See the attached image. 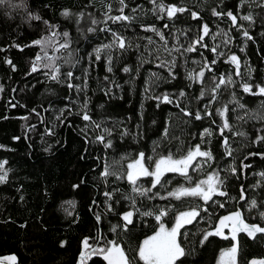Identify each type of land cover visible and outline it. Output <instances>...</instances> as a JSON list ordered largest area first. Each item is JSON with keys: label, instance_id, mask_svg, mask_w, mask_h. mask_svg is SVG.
<instances>
[{"label": "trees", "instance_id": "obj_1", "mask_svg": "<svg viewBox=\"0 0 264 264\" xmlns=\"http://www.w3.org/2000/svg\"><path fill=\"white\" fill-rule=\"evenodd\" d=\"M160 4L186 11L169 19ZM261 4L264 0L0 4V162H7L0 171L7 172L0 183V258L14 255L17 264H78L82 240L99 235L102 242L118 241L141 264L138 247L156 231L155 215L165 210L161 222L171 223L180 211L196 209L199 215L178 236L186 253L178 264H218L231 241L220 236H210L203 244L201 240L219 215L238 207L248 222L263 225L259 212L264 211V96L243 90L245 83L254 92L256 85L264 86ZM213 9L221 15L214 16ZM65 10L70 15H62ZM229 11L237 16L235 25L226 15ZM120 15L129 19L108 18ZM248 15L250 20L242 18ZM36 16L40 19H30ZM64 32L69 46L60 48ZM113 33L124 39V49L113 44ZM200 37L203 40L196 43ZM37 39L48 44L50 63L59 68L56 80L47 68L31 71L36 56L43 55L42 46L33 44ZM109 44L111 48L103 47ZM193 44L195 50L186 51ZM96 49H101L100 59ZM85 112L90 121L83 120ZM205 129L211 135L204 134ZM100 136L104 142L97 139ZM109 141L111 146L105 147ZM197 145L212 159L197 156L188 168L190 180L167 173L153 188V177L144 176L136 185L151 191L133 192L128 165L140 153L151 170L161 157L180 159ZM105 170L110 174L102 175ZM209 175L218 177L213 182L226 195H214L207 204L200 197L169 195L181 187H195ZM251 201H256V208H251ZM128 211L134 212L133 223L125 230L121 217ZM113 225L119 226L116 232ZM238 241V264L264 255L261 236H241ZM87 264L105 263L93 257Z\"/></svg>", "mask_w": 264, "mask_h": 264}, {"label": "snow or ice", "instance_id": "obj_2", "mask_svg": "<svg viewBox=\"0 0 264 264\" xmlns=\"http://www.w3.org/2000/svg\"><path fill=\"white\" fill-rule=\"evenodd\" d=\"M156 0H153V3L155 4ZM242 2H249V0H242ZM5 3V0H0V4ZM120 3L123 5L124 0H120ZM260 7H264V4L259 5ZM159 9L161 12L166 11L167 16L169 19H171L173 16H175L176 13H183L186 11L183 7H176V6H167L165 7L163 4L159 5ZM121 12H123V9H120ZM193 19H197V13L192 12ZM62 15L68 16L70 13L65 10ZM213 15L218 16L221 15L220 13L216 12L215 9H213ZM226 15L233 21V24L235 25L237 16L234 15L231 11L227 12ZM113 22L116 21H122V20H128L129 17L120 15V16H111L108 17ZM244 20H250L251 16H243ZM30 19H40V17H30ZM47 23V22H45ZM93 24L97 23V21L93 20ZM94 29L89 28L88 31H93ZM147 30V29H146ZM203 32L204 35L209 34V29L207 25L203 26ZM159 34V33H157ZM64 40L63 42L59 43L60 48H67L69 46L68 43V33L64 32L63 34ZM114 41L113 44H117L119 48L124 49L125 48V42L122 37L117 35L116 33H113ZM245 36H247V33H245ZM161 39L163 37L161 36ZM248 39H251L250 36H248ZM201 40H203V37H200L199 40L196 43H199ZM34 45H41L42 46V52L43 55H37L35 60L32 63V72H37L40 70V68H47L49 69V74L51 79L56 80L59 68L53 66L50 61L53 59L52 57L48 56L47 54V47L48 44L41 39H37L33 41ZM28 46V45H26ZM104 48H111L112 45H104ZM195 50V44L190 45L186 51H194ZM100 51L101 49H96V58L100 59ZM215 51V48L213 49ZM231 61L236 64L237 69L239 68V62L235 55H232L230 57ZM8 64H11V61H6ZM214 62V61H213ZM13 70H15V66H13ZM111 71V67L108 69ZM125 72H128L129 69L125 68ZM239 71H237V75H239ZM69 77L72 76V73H67ZM199 75L202 77L204 75L203 72H200ZM228 82H231V77L228 78ZM220 83H224V79H220ZM69 87H72V85H69ZM217 87H219V84H217ZM258 91H253V86L245 83L243 85V90L246 93H249L251 95H260L264 96V86L256 85L255 86ZM181 96L184 95L183 92L180 93ZM165 102H170L168 97L165 96L164 98ZM86 107V105H85ZM243 107V105H241ZM185 115H191L189 112H185ZM223 115V113H221ZM83 120L90 121L91 117L85 112L82 116ZM195 118L197 120L201 119V114L197 112L195 114ZM96 127H100V125H96ZM224 128H228V124H224ZM51 134V133H49ZM110 134V133H109ZM204 134L211 135V133L208 131V129L204 130ZM101 142L103 141V137H97ZM261 139H264L262 137ZM225 145L227 144V141H224ZM111 142L105 144V147H110ZM230 154V153H229ZM255 155V154H254ZM199 157H206L207 159H212L211 153L207 151H201L200 146H195V150L190 149L187 153V155L183 156L180 159H173L172 156L168 157H161L160 159L155 161V170L151 171L148 167H146L142 160L145 159L144 153H140V159H137L134 163L128 165V173H127V179L128 181L134 185L133 192H137L140 195H146L147 192H150L151 189H145L141 190L139 186L136 185L137 179L141 176H151L154 177L152 187L155 188L157 184L161 183V178L166 172H173V173H179L182 176H185L187 179H191L190 176H188L187 169L189 167L193 166V161L195 158ZM264 156V154H262ZM151 159V158H148ZM7 163L6 161L0 162V170L4 168V164ZM245 167H248V165H245ZM110 173L105 170L102 175H109ZM7 177V172L5 171L3 175H0V183H4ZM214 180H218L217 176L209 175L206 180H201L198 182L195 187H181L174 192H170V196H175L177 199H179L181 196H191V197H200L206 204L212 200V197L214 195H220L224 196L226 195L225 192L219 191L218 183H214ZM219 183H222V181H219ZM105 195L111 199L110 194L105 193ZM164 197H161L163 199ZM241 199L244 198L243 190L241 191ZM128 199H131L128 197ZM251 208H256L257 203L256 201H251ZM133 207L135 205L133 204ZM220 207H223V204L220 205ZM109 211H113L111 205L108 206ZM137 212H139V209H136ZM204 211H207V209H204ZM134 215L133 211H128L122 215V220L125 222L124 228L127 230V225L132 224L133 220L132 217ZM141 215L143 216H151L153 215L152 212H142ZM167 215V212L165 210L159 211V214L155 215V219L157 223L159 224V229L155 231V234L152 236H149L148 238L144 239L143 242L138 247L137 257L138 260L142 262V264H178V261H180L181 257L185 256V250L182 247L181 243L178 242L177 237L182 235L180 232V229L183 228L186 224L192 223L197 216L199 215V212L196 209H193L191 211L186 212H180L174 220V223L170 228H166L164 223L161 222V218ZM259 216L262 221H264V211L259 212ZM96 220L99 223L101 220L100 215L96 216ZM229 222H231V226L229 225ZM118 225L112 226V231L116 232ZM231 231V238L233 241H236V234L238 232L244 231L248 234L249 237L254 238L257 233L264 234V226H261L260 224H251L245 222V219L242 217L241 211L236 210L232 213H230L227 216H223L219 218L218 224L215 226L214 230L206 231L203 239L201 240V244H203L205 241L208 240L210 236H222L223 238L227 239L228 237L223 236V230L225 228H229ZM81 251L78 254V264H87L89 260H91L94 256L101 257L106 264H137L136 258L129 257L126 254V251L120 246L118 241H112V240H106L104 242L101 241L100 236L96 237H85L81 242ZM61 246L63 247L64 244L62 242ZM229 252L232 254L233 259L235 258V254L237 253V245L234 244L231 249H229ZM223 255V253H222ZM8 259L14 260L15 257H9ZM182 264V262H181ZM252 264H256L255 261L252 262ZM260 264H264V261L260 262Z\"/></svg>", "mask_w": 264, "mask_h": 264}, {"label": "flooded vegetation", "instance_id": "obj_3", "mask_svg": "<svg viewBox=\"0 0 264 264\" xmlns=\"http://www.w3.org/2000/svg\"><path fill=\"white\" fill-rule=\"evenodd\" d=\"M238 208V207H237ZM235 209V210H232V211H228V212H226V213H224V214H221V215H219L218 216V218H217V220H216V223H215V226L218 224V221H219V218H221V217H223V216H225V215H229L230 213H232V212H234V211H236V210H239V209ZM183 211H190V210H183ZM180 212H182V211H180ZM179 212V213H180ZM178 214V213H177ZM176 214V215H177ZM175 215V216H176ZM242 217L245 219V217H244V215L242 214ZM175 218V217H174ZM169 221H171V219H169V220H167L166 222L168 223ZM163 222V221H162ZM245 222L246 223H248L249 225H251V224H254V223H251V222H248L246 219H245ZM159 225V224H158ZM187 225V224H186ZM185 225V226H186ZM229 225L231 226V223L229 222ZM215 226H214V228H215ZM261 226H264V224L263 225H261ZM158 227V226H157ZM214 228H213V230H214ZM182 229V228H181ZM181 229H180V231H181ZM157 230V229H156ZM155 233V231L152 233V234H154ZM230 233V227L229 228H225L224 230H223V236H226V237H228V239L231 241V246L229 247V248H227L226 250H223L221 253H220V255H219V257H220V259H222V260H226V259H228V258H231L233 261H235L236 262V264H238V254H239V246H238V244H237V253L235 254V258L233 259V256H232V254L229 252V249H231L232 248V246L234 245L233 244V241L229 238V236H228V234ZM151 234V235H152ZM150 235V236H151ZM241 236H245V237H247L246 236V234L245 233H239L238 234V240H239V237H241ZM257 236H261L262 238H263V241H264V236L263 235H256L255 237H257ZM220 237H222V236H220ZM254 237V238H255ZM148 238V237H147ZM248 238V237H247ZM239 242V241H238ZM262 249H263V251H264V247H263V245H262ZM222 253H223V255H222ZM94 257H97V256H94ZM218 257V258H219ZM98 258H100V257H98ZM262 258H264V255H262V256H260V257H258V258H252V259H262ZM101 259V258H100ZM105 264H106V262L103 260V259H101ZM141 262V261H140ZM141 264H142V262H141Z\"/></svg>", "mask_w": 264, "mask_h": 264}, {"label": "water", "instance_id": "obj_4", "mask_svg": "<svg viewBox=\"0 0 264 264\" xmlns=\"http://www.w3.org/2000/svg\"><path fill=\"white\" fill-rule=\"evenodd\" d=\"M241 214H242V212H241ZM225 216H227V215H225ZM230 223H231V222H230ZM239 233H245L249 240H253V239H254V238L249 237L248 234H247L246 232L241 231V232H238V233L236 234V241H233L232 238H231V231H230V233L228 234V236H229V238L233 241V244H236V245L238 244V234H239ZM256 235H263V236H264V234H260V233H257ZM256 235H255V236H256ZM263 247H264V243H263ZM9 257H15V256H14V255H10ZM9 257L0 258V264H17V259H16V257H15L14 260H10V259H8ZM100 258H101V257H100ZM101 259H102V258H101ZM253 261H255L256 264H260V262L264 261V258H262V259H250V260L248 261V264H252Z\"/></svg>", "mask_w": 264, "mask_h": 264}, {"label": "rangeland", "instance_id": "obj_5", "mask_svg": "<svg viewBox=\"0 0 264 264\" xmlns=\"http://www.w3.org/2000/svg\"><path fill=\"white\" fill-rule=\"evenodd\" d=\"M166 158V157H165ZM138 159H140V158H138ZM137 160V159H136ZM136 160H134L132 163H134ZM131 163V164H132ZM142 163L144 164V161L142 160ZM145 165V164H144ZM146 166V165H145ZM147 167V166H146ZM155 170V164H154V167L151 169V171H154ZM1 171V170H0ZM129 171V170H128ZM187 172H188V169H187ZM128 173V172H127ZM167 173H173V172H166L165 174H167ZM164 174V175H165ZM163 175V176H164ZM141 177H144V176H141ZM140 178V177H139ZM153 179H154V177H153ZM191 211V210H190ZM182 212H186V211H182ZM179 214V213H178ZM177 214V215H178ZM176 215V216H177ZM175 216V217H176ZM174 220H175V218L173 219V221L171 222V223H167L166 221H163V223H164V225H165V227L166 228H170L171 226H172V224L174 223ZM159 229V225H158V227H157V230ZM156 230V231H157ZM155 234V233H154ZM154 234H152V235H154ZM151 235V236H152ZM177 239H178V237H177ZM218 264H236V262L235 261H233L231 258H228V259H226L225 261L224 260H222V259H220V257L218 258Z\"/></svg>", "mask_w": 264, "mask_h": 264}]
</instances>
